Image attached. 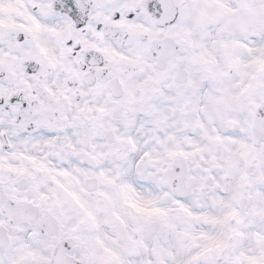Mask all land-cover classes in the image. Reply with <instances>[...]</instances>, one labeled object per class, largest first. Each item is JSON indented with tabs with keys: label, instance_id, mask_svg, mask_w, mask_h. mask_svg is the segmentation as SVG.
I'll return each mask as SVG.
<instances>
[{
	"label": "snow or ice",
	"instance_id": "6c2138e0",
	"mask_svg": "<svg viewBox=\"0 0 264 264\" xmlns=\"http://www.w3.org/2000/svg\"><path fill=\"white\" fill-rule=\"evenodd\" d=\"M0 264H264V0H0Z\"/></svg>",
	"mask_w": 264,
	"mask_h": 264
}]
</instances>
